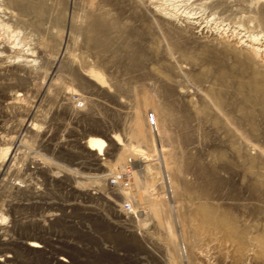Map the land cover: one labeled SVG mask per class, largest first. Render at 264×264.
Here are the masks:
<instances>
[{
	"label": "rangeland",
	"instance_id": "obj_1",
	"mask_svg": "<svg viewBox=\"0 0 264 264\" xmlns=\"http://www.w3.org/2000/svg\"><path fill=\"white\" fill-rule=\"evenodd\" d=\"M97 1L113 15L119 14L117 8L121 0ZM53 2L55 11L43 22L42 39L56 58L66 51L78 53L70 37L74 33L71 22L82 19L84 0ZM157 2L172 11L201 14L216 30L226 28L227 18H230L238 25L255 28L260 34L264 31L260 20L264 0H235L229 8L231 13L225 12L226 6L212 10L208 3L195 0ZM121 17L115 32L111 30L109 34L111 51L108 54L118 63L107 66L94 57L88 61L89 68L101 74L104 87L95 80L81 85L49 68L45 71L51 78L44 81L72 87L67 99L50 96L47 88L40 91L43 79L38 80L37 90L13 84L7 87L5 80L0 84V144L3 136L12 138L7 146L12 143L11 148L16 150L14 162L0 175V225L6 228L0 233V259L5 258L0 264H181L176 262L169 244L190 238L196 248L202 245L194 218L199 205L230 208L249 223L263 217L262 212L242 209L231 201V196L237 193L239 196V188L227 186L219 192L205 189L199 170L210 161L212 165H221L217 154L222 155V164L230 171L247 168L248 158L264 154V117L260 111H254V132L258 136H253L236 119V108L221 110L216 106L212 99L214 93L207 88L217 86L218 82L212 68L197 56L196 44L189 46L192 51L189 59L174 53L177 61H174L173 71L167 73L175 89L192 94V105L180 94L156 89L157 84L150 77L146 82H152L153 86L142 84L138 89L128 86L135 80V73L126 68L128 62L124 60L119 24L128 20L129 14H121ZM0 37V48L16 44L10 53L15 62L21 60L30 47L33 32L22 23L0 22ZM189 61L204 71L201 83L194 82L197 70L189 67ZM158 67L166 73L165 64ZM205 105L210 106L209 115L199 110ZM214 116H220L225 122L214 123ZM140 128L151 133V144L133 136L131 131ZM92 131L119 135L120 144L114 141L116 145L102 136L105 143L110 144L104 157L110 158L107 160L118 173L101 175L97 170L99 159L85 149ZM186 132L192 134L188 143L184 140ZM13 140L17 141V146ZM130 143L145 148L151 161H127L123 149ZM112 152L116 159L112 158ZM36 159L45 162L43 172L33 163ZM252 170L264 171V165ZM222 172L230 179L226 170ZM95 177L102 182L104 190L94 184L83 188L86 179L91 181ZM235 178L240 183L248 176ZM16 182L24 188H15L13 183ZM85 190L92 195H86ZM104 192L106 201L100 197ZM173 209L182 214L181 234L174 231L166 219V214ZM2 214L6 217L5 223L1 221ZM50 214H55L54 219L49 220ZM33 240L42 248L30 249L25 245L26 241ZM61 257L68 263L60 261Z\"/></svg>",
	"mask_w": 264,
	"mask_h": 264
},
{
	"label": "bare ground",
	"instance_id": "obj_2",
	"mask_svg": "<svg viewBox=\"0 0 264 264\" xmlns=\"http://www.w3.org/2000/svg\"><path fill=\"white\" fill-rule=\"evenodd\" d=\"M157 1L121 0V4L117 8L120 10L119 14H129V19L122 23L120 21L121 24H119V31L122 33L123 39L121 47L124 52V60L128 62L126 68L131 73H135L133 76L135 80L133 79L132 84L128 86L136 89L142 84L153 86L152 82H146V79L150 77L157 84L156 89L180 94L189 105H192L194 100L192 94L189 91L175 89V83L171 81L167 73L173 71L174 61H177L173 54L179 53L181 57L189 59L192 53L189 46L196 44L198 47L197 56L202 63L212 68L218 82L217 86L207 88L214 93L212 99L216 106L221 110L226 107L236 108L238 122L247 127L253 136H258L254 132L253 115L254 111L258 110L264 117V31H260V34L259 31L254 30L255 28L238 25L227 17L229 21L227 27L216 30L209 26L201 14L188 15L183 11H172L163 8ZM195 1H201L203 4L208 3L212 10L221 5L226 6L223 8L225 12L231 13L229 8L232 7L235 0H220L219 3L214 0ZM55 7L53 0H0V22L22 23L28 31L33 32L30 47L27 48L23 58L19 61L14 62L10 55L16 48V44H6L4 48H0V84L5 83V80L8 81L5 83L8 85L7 87H12L11 84H13L37 90L38 80L43 79L40 91L47 88L50 96L58 98L60 95L62 100L67 99L73 91L72 87L57 82L47 84L48 81L47 83L44 81L48 77V79L51 78L50 73L45 71L46 68H49V70L58 72L68 80L76 81L81 85H84L86 81L95 80L98 85H101L100 87L105 86L101 74L90 69L88 61L90 57H94L107 66L118 63V60H114L109 55L111 51L109 34L111 30L115 32L119 18L121 20L124 16L121 17V14L118 13L113 15L97 0H84L82 19L71 22L74 33L70 37L72 44L78 49V53L66 51L62 57L56 58L48 43L42 39L45 29L43 22L55 11ZM223 17L225 18V16ZM260 20L264 23V12ZM162 63L165 64L166 73L159 70L158 66ZM188 64L191 65L189 67L192 70H197L194 82L201 83L204 79V71L196 68L193 61H189ZM207 105L201 106L202 109H199L204 115H209L210 106ZM214 108H216L215 105ZM217 111L219 110L217 109ZM214 117V123L224 121L220 116ZM131 132L133 136L142 138L145 143L151 142L149 131L140 128ZM110 133L109 131L105 134L100 131H92L85 147L99 159L97 160V170L101 175L108 172H119L109 163L110 158L104 157L106 147L110 144L105 143L102 136L113 145H116L115 142L120 144L119 135L114 132L112 135ZM43 134L45 137L46 134ZM191 135L186 132L184 140L187 143L190 142ZM0 137L2 138V136ZM3 137L0 144V165L4 163V159L8 158L0 168V175L5 173L16 157L15 147L11 148L12 143L10 147L7 146L12 138ZM12 142L15 146L18 145L16 140ZM143 145L146 146V144ZM122 146L125 147V145L120 147ZM123 150L127 161H151L145 148L136 144L130 143V146ZM111 155L112 158H115L113 152ZM217 157H219L221 165H212V161H210L211 163L200 166V174L205 180V189H216L219 192L226 189L227 186L239 188V196H237L238 193L236 196L230 195L231 201L242 209L262 212L263 217L256 222L249 223L248 220L235 215L230 208L219 209L218 206L203 203L194 212V218L200 231L197 236L202 245L196 248L194 240L189 238L186 242H170V249L177 258L176 262H181V264H264V171L252 170L260 164L264 165V154L259 153L255 157L248 158L250 163L247 168L239 170L234 168L233 171H230L228 167L225 169L222 164V155L218 156L217 154ZM33 163L41 172L46 169L45 162L42 160L36 159L33 160ZM223 170L227 171L230 179L225 176ZM230 174L233 176L232 178ZM244 175L248 176L246 181L240 183L235 181V177ZM74 178L76 181L80 180L79 177ZM232 179H234L233 182ZM186 183L188 184L187 181ZM93 184L104 190L101 186L102 182L96 177L91 181L86 179L82 186L85 188L86 185ZM14 186L18 187V184H14ZM73 189L75 191L76 186ZM85 191L86 195H92L87 190ZM105 196L104 192L100 197L105 200ZM166 215L173 230L177 233L180 231L181 234V212L173 209ZM54 216L55 214H50L47 217L52 220ZM5 220L4 216V219L1 220L2 223H5ZM5 229L4 224L0 225V233L1 231L4 233ZM25 245L30 249L42 248L34 240L26 241ZM3 260L5 261V258L0 259V261ZM59 260L68 263L65 258L61 257Z\"/></svg>",
	"mask_w": 264,
	"mask_h": 264
},
{
	"label": "built area",
	"instance_id": "obj_3",
	"mask_svg": "<svg viewBox=\"0 0 264 264\" xmlns=\"http://www.w3.org/2000/svg\"><path fill=\"white\" fill-rule=\"evenodd\" d=\"M19 144H20V142H19ZM13 184H18V186H20V189H23V188H24L23 186L20 185L19 182H16V183H13ZM14 187H15V186H14ZM15 188L18 189V187H15ZM128 207H129L128 205L125 206V208H127V209H128Z\"/></svg>",
	"mask_w": 264,
	"mask_h": 264
}]
</instances>
